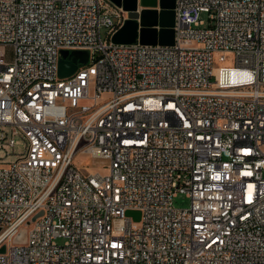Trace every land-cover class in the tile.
Wrapping results in <instances>:
<instances>
[{
    "label": "built area",
    "instance_id": "built-area-1",
    "mask_svg": "<svg viewBox=\"0 0 264 264\" xmlns=\"http://www.w3.org/2000/svg\"><path fill=\"white\" fill-rule=\"evenodd\" d=\"M173 12L171 45L114 44L108 0H0V264H264V0Z\"/></svg>",
    "mask_w": 264,
    "mask_h": 264
},
{
    "label": "water",
    "instance_id": "water-1",
    "mask_svg": "<svg viewBox=\"0 0 264 264\" xmlns=\"http://www.w3.org/2000/svg\"><path fill=\"white\" fill-rule=\"evenodd\" d=\"M108 1L127 12L126 19L110 37L112 43L151 45H171L173 43L174 0ZM60 53L57 66L58 77H67L77 65L85 64L87 60L85 50H61ZM38 214L34 215L31 220ZM127 214H133L137 219V212L128 211ZM22 236L23 231H20L15 241L22 239ZM0 252H3V246L0 247Z\"/></svg>",
    "mask_w": 264,
    "mask_h": 264
},
{
    "label": "rangeland",
    "instance_id": "rangeland-1",
    "mask_svg": "<svg viewBox=\"0 0 264 264\" xmlns=\"http://www.w3.org/2000/svg\"><path fill=\"white\" fill-rule=\"evenodd\" d=\"M200 18L204 21V23L206 24L207 21V15L206 13H201L200 14ZM114 20V18H112ZM204 24V25H205ZM99 36L101 38V40H105L106 38V28L105 27H100L99 29ZM12 58V48L9 45H6L3 47V59L5 61H10ZM23 149V145L21 140L16 137L14 139V146L12 148V151L10 148H4L2 149V152L5 150L9 153H20ZM1 152V153H2ZM14 156L13 154H10L9 156H7L6 159L10 160L12 159ZM74 163L80 167V168H84L85 171L87 172H99L101 175L105 174V168L102 164V162L99 161H92V159L90 158V156H79L78 154H76V156L74 157ZM262 175H264V170H262ZM188 203L187 198L184 197L183 194L178 193L173 199H172V204L175 207H185ZM28 227V226H27ZM63 241V239H56L57 243H61Z\"/></svg>",
    "mask_w": 264,
    "mask_h": 264
}]
</instances>
